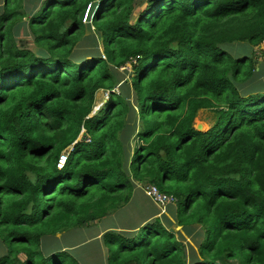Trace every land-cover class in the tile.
Segmentation results:
<instances>
[{
	"label": "trees",
	"instance_id": "trees-1",
	"mask_svg": "<svg viewBox=\"0 0 264 264\" xmlns=\"http://www.w3.org/2000/svg\"><path fill=\"white\" fill-rule=\"evenodd\" d=\"M20 1L0 12V264H81L44 239L119 211L136 182L204 230L198 255L156 218L106 232V264H264V87L239 91L259 71L251 48L264 54V0ZM88 12L102 53L73 59ZM26 15L38 53L12 43ZM128 63L136 104L114 91Z\"/></svg>",
	"mask_w": 264,
	"mask_h": 264
},
{
	"label": "rangeland",
	"instance_id": "rangeland-1",
	"mask_svg": "<svg viewBox=\"0 0 264 264\" xmlns=\"http://www.w3.org/2000/svg\"><path fill=\"white\" fill-rule=\"evenodd\" d=\"M3 1L0 0V12H2ZM31 0H21L19 3V11L31 13L36 9L35 6H39L40 2ZM32 3V4H31ZM137 8L138 5H137ZM84 19L86 24L85 34L80 45L75 49L72 58L80 59L87 57L89 54H93L97 51L102 53V46L99 40V36L95 31V28L91 27L90 19L92 12H88ZM29 17L26 15L22 18V21L16 25L12 31L13 41L12 43L19 50L30 51L36 53L39 47L35 43L34 36L28 26ZM238 46L233 45L232 50ZM231 50V51H232ZM38 53V52H37ZM255 61H257L259 71L246 83L239 86V91L242 95L250 94L256 91L257 88L264 87V54L261 52V48H251L249 53ZM133 66L130 63L124 67L118 68L117 72L119 77H122V82L116 86L115 93H125L127 97L136 104V96L130 88L134 72ZM125 82V83H124ZM124 83V84H123ZM123 84V85H122ZM122 85V86H121ZM121 86V87H120ZM123 88V90H122ZM109 98V92L101 90L96 97L95 111L102 109L107 99ZM216 119V113L211 110H200L195 120V127L199 130H208ZM87 134V133H86ZM80 140V139H79ZM136 140H133V145ZM71 149L65 150L64 159L70 153ZM137 186L133 192L131 201L123 206L119 211L110 214L102 221H96L88 225H84L80 228L66 230L59 234L48 236L44 239L41 245V251L47 252L48 249H61L62 251L68 250L73 256L80 259L81 264H106L107 249L103 245V235L112 230H122L132 227H141L149 221H154L156 218L162 220L164 225L173 229L177 233V239L181 241L185 248L188 257L195 255L197 257L199 250V243L204 236V230L199 227L190 228L191 234H187L181 226L173 224L175 215L177 213L176 204L171 203L166 206H158L147 194V184L136 182ZM8 253V247L5 242L0 240V257ZM19 258L24 260V255L20 254ZM233 264H237L232 261Z\"/></svg>",
	"mask_w": 264,
	"mask_h": 264
},
{
	"label": "built area",
	"instance_id": "built-area-1",
	"mask_svg": "<svg viewBox=\"0 0 264 264\" xmlns=\"http://www.w3.org/2000/svg\"><path fill=\"white\" fill-rule=\"evenodd\" d=\"M64 153L65 151L61 154L59 162H58V168L61 169L65 166L67 157L64 159ZM149 185V184H147ZM147 196L152 199L158 206H166L171 203H176V198L173 196L166 195L162 193L156 186L150 184L147 186V191H146Z\"/></svg>",
	"mask_w": 264,
	"mask_h": 264
},
{
	"label": "water",
	"instance_id": "water-1",
	"mask_svg": "<svg viewBox=\"0 0 264 264\" xmlns=\"http://www.w3.org/2000/svg\"><path fill=\"white\" fill-rule=\"evenodd\" d=\"M85 138H87V134L83 132L82 135L80 136V140H84Z\"/></svg>",
	"mask_w": 264,
	"mask_h": 264
}]
</instances>
